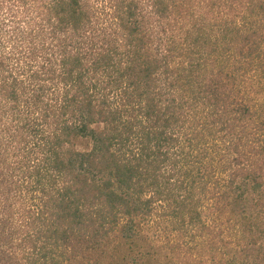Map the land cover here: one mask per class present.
Wrapping results in <instances>:
<instances>
[{"label": "trees", "instance_id": "16d2710c", "mask_svg": "<svg viewBox=\"0 0 264 264\" xmlns=\"http://www.w3.org/2000/svg\"><path fill=\"white\" fill-rule=\"evenodd\" d=\"M150 220L177 264L264 239V0H0V264Z\"/></svg>", "mask_w": 264, "mask_h": 264}, {"label": "rangeland", "instance_id": "374dc122", "mask_svg": "<svg viewBox=\"0 0 264 264\" xmlns=\"http://www.w3.org/2000/svg\"><path fill=\"white\" fill-rule=\"evenodd\" d=\"M89 148L88 140L78 141L79 150ZM247 212H256L252 202L248 203ZM159 226L161 227V224L154 220L146 221L137 228L134 238L114 239L112 251L116 258L115 263L177 264L168 248V243L172 242L173 238L168 237L166 231ZM222 227L227 238L231 240V244L225 248V256L219 262H210V264H264V239L257 244H250L238 236L240 228L233 222L226 221Z\"/></svg>", "mask_w": 264, "mask_h": 264}]
</instances>
